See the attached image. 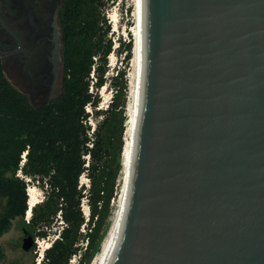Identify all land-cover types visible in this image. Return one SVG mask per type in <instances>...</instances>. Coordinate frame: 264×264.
Here are the masks:
<instances>
[{"label":"water","instance_id":"95a60500","mask_svg":"<svg viewBox=\"0 0 264 264\" xmlns=\"http://www.w3.org/2000/svg\"><path fill=\"white\" fill-rule=\"evenodd\" d=\"M63 15L64 0H0V63L32 99L61 93ZM139 47L103 264H264V0H140Z\"/></svg>","mask_w":264,"mask_h":264},{"label":"trees","instance_id":"16d2710c","mask_svg":"<svg viewBox=\"0 0 264 264\" xmlns=\"http://www.w3.org/2000/svg\"><path fill=\"white\" fill-rule=\"evenodd\" d=\"M104 9V0H64L61 93L50 101L29 105L0 75V236L20 219L23 231L42 239L59 219L60 229L43 249L41 264H68L74 255L78 264L90 261L98 250L97 232L119 169L125 109V83L116 82L122 78L120 69L108 84L109 103L94 110L100 119L90 133L85 111L86 106H97V97L88 89L103 85L111 51ZM81 175L87 186L78 184ZM29 183L43 196L24 221ZM81 199L88 207L86 222ZM81 225L86 226L83 249L77 245ZM3 258L0 247V261Z\"/></svg>","mask_w":264,"mask_h":264},{"label":"rangeland","instance_id":"374dc122","mask_svg":"<svg viewBox=\"0 0 264 264\" xmlns=\"http://www.w3.org/2000/svg\"><path fill=\"white\" fill-rule=\"evenodd\" d=\"M105 9L104 17L106 18V23L109 25V31L106 36L111 43V51L108 54L105 65V72L103 75L104 83L101 87L95 90L94 87H89L88 92L92 91V95L96 96L98 99L97 106L93 109L89 106L85 107V111L88 112L87 123L90 125L89 133L92 128L96 125L97 121L100 119L99 116L94 114L96 109H104L110 101V86L109 81L112 76L115 75V71L120 69L122 71V78L117 79V84L120 82L125 83V109H124V121H123V131H122V148L120 152L119 169L115 173L110 195L107 202V214L97 232V237L100 235L98 242L101 249L102 243L107 236L110 228L115 220V216L119 211L120 201L123 192L124 180H125V162H126V147L129 140L128 129L130 127V109L129 104L131 101V94L133 89V74H134V50H135V3L134 0H104ZM90 78L92 75L90 74ZM94 81V76L91 78ZM126 140V141H125ZM86 177L81 175L78 180V184L86 183ZM27 186L33 187L35 190V196L40 200L43 196L42 190L36 187L35 184L29 183ZM86 186V185H85ZM27 189V187H26ZM27 193V191H26ZM4 201L0 199V212L2 211ZM85 205V204H84ZM81 209V208H80ZM83 222H86L83 213ZM25 215L23 220L26 221ZM28 218V216H27ZM60 221L57 222L50 228L48 235L45 238H34L32 239L31 246L29 249L22 247V237L23 230L20 227V219H15L12 221L11 227L7 232L0 236V247L3 251L4 258L0 261V264H41L39 259L38 263V251L42 248V245L48 246L51 239H54L57 235L58 229H60ZM59 224V225H58ZM86 230V226H80L78 244L79 247H84L85 239L82 238ZM97 240V238H96ZM95 240V241H96ZM101 244V245H100ZM34 245V247H33ZM97 250V252H98ZM96 252V253H97ZM94 253V255L96 254ZM98 254V253H97ZM97 254L92 256L87 264H93ZM68 264H78V256L74 255L68 260Z\"/></svg>","mask_w":264,"mask_h":264},{"label":"bare ground","instance_id":"6f19581e","mask_svg":"<svg viewBox=\"0 0 264 264\" xmlns=\"http://www.w3.org/2000/svg\"><path fill=\"white\" fill-rule=\"evenodd\" d=\"M135 3V22H136V27L134 29L135 31V36H136V42H135V50H134V74H133V89H132V94H131V101L129 104V109H130V121H129V129H128V135H129V140L127 144V151L125 154L126 157V162H125V174H127L128 166L130 163V157H131V139H132V130H133V114L135 111V102H136V97H137V82H138V77H139V63H140V51H139V46H140V0H134ZM126 141V140H125ZM124 186H125V180H124ZM123 186V192H122V197L120 201V207L119 211L115 216V220L110 228V231L108 232L107 236L105 237L101 249L99 253L97 254L95 260L93 261V264H103L104 259L106 257L109 245L111 243L114 231L116 229L119 217L121 215L122 209H123V203H124V189L125 187ZM27 195H28V206L31 208L37 201H39L35 196V190L33 187H28L27 189ZM88 218V212L85 214ZM25 219H28L27 216H29V212L26 213ZM87 218H85L87 220ZM44 244L42 245V248H46Z\"/></svg>","mask_w":264,"mask_h":264},{"label":"flooded vegetation","instance_id":"af4514ba","mask_svg":"<svg viewBox=\"0 0 264 264\" xmlns=\"http://www.w3.org/2000/svg\"><path fill=\"white\" fill-rule=\"evenodd\" d=\"M61 73H62V67H61ZM0 75L5 79V81L12 87L14 88L16 91H18L21 95H23L27 101V103L33 107H38L41 106L42 104L50 101L51 99H53L54 97L57 96L58 93H49L47 101L44 102V93L35 97V98H31L27 93H25L20 87H18L12 80H10L7 76V74L5 73L1 63H0Z\"/></svg>","mask_w":264,"mask_h":264},{"label":"built area","instance_id":"2783aa9c","mask_svg":"<svg viewBox=\"0 0 264 264\" xmlns=\"http://www.w3.org/2000/svg\"><path fill=\"white\" fill-rule=\"evenodd\" d=\"M86 179V178H85ZM25 181H27L28 179L27 178H24ZM87 182L88 180L86 179V183L85 185L87 186ZM81 184V183H80ZM85 204V205H84ZM79 207L81 208L80 211L83 213V215H85L88 211V207H87V204H86V200L85 199H81L80 200V203H79ZM86 220V219H85ZM42 249H40L38 251V263H39V259L42 257V253H41Z\"/></svg>","mask_w":264,"mask_h":264},{"label":"clouds","instance_id":"9594fccd","mask_svg":"<svg viewBox=\"0 0 264 264\" xmlns=\"http://www.w3.org/2000/svg\"><path fill=\"white\" fill-rule=\"evenodd\" d=\"M88 211V210H87ZM84 218H87V216L86 215H84Z\"/></svg>","mask_w":264,"mask_h":264}]
</instances>
